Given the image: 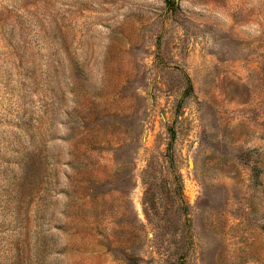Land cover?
I'll return each instance as SVG.
<instances>
[{"label": "rangeland", "instance_id": "1", "mask_svg": "<svg viewBox=\"0 0 264 264\" xmlns=\"http://www.w3.org/2000/svg\"><path fill=\"white\" fill-rule=\"evenodd\" d=\"M0 264H264V0H0Z\"/></svg>", "mask_w": 264, "mask_h": 264}]
</instances>
